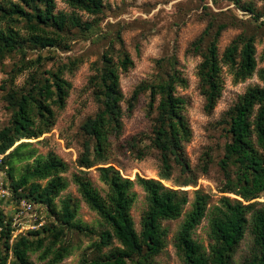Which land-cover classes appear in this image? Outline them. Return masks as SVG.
Here are the masks:
<instances>
[{
    "label": "trees",
    "instance_id": "trees-1",
    "mask_svg": "<svg viewBox=\"0 0 264 264\" xmlns=\"http://www.w3.org/2000/svg\"><path fill=\"white\" fill-rule=\"evenodd\" d=\"M227 1L256 19L264 16L252 5L243 4L242 0ZM258 1L264 5V0ZM66 3L71 13L57 12L55 0L0 1V23L6 24L0 28V61L12 54L22 57V65L16 66L13 73L16 76L12 79L28 67L41 64L42 57L37 63L26 62L28 49H67V34L76 30L91 32L97 19L105 13L104 0H66ZM85 15L94 20H85ZM20 21L25 23L26 35L12 27ZM226 27L211 23L192 44V53L201 58L198 78L208 114H213L223 96L224 68L235 84L251 79L258 69L253 36L239 35L220 54L218 43ZM78 64L76 60L56 70L36 72L30 76L25 91L10 94L12 117L0 130V152H9L5 160L9 179L16 194L19 189L23 190L21 196L17 194L19 198L26 197L35 205L46 208L53 222L14 239L17 229L13 227V220L0 212V264H34L30 254L42 250L41 259H49V264H60L71 254V246L65 241L70 230L83 234L89 231L95 236L90 228L76 222L77 207L70 199L63 202L61 210L57 209L55 199L69 186L63 177L67 165L59 157L49 154L46 158H36L18 181H12L13 170L10 169L14 160L34 157L30 152L22 153L29 146L23 141L40 140L54 130L57 112L66 109L72 90L65 73L74 72ZM132 67L133 60L128 53L124 52L118 63L106 54L103 67L92 80L99 111L82 126L89 141L83 145L78 160L80 172L74 175L73 181L83 201L99 215L106 229L93 244L95 256L84 258L81 264H157V257L167 247L168 230L163 223L180 219L189 204L187 192L167 188L162 183L172 180L174 167L186 174L191 171L187 147L192 142L193 131L186 114L188 101L178 96V88H187L188 82L174 66L165 80L142 85L126 102L131 111L143 94H149L151 111L156 114L151 149L160 155L161 181L142 178L131 181L108 163L113 139L119 140L124 131L125 97L120 75ZM258 75L264 83V68ZM218 125L229 138L219 164L225 176L221 193L236 199L224 196L220 206L213 209L210 221L212 243L207 249L194 240L193 235L210 211L209 197L195 192L192 210L186 215L175 245L184 264H236L235 257L250 229L253 246L241 264H264V202L259 201L264 199V85L249 87L223 114ZM132 149H139L137 141L133 142ZM138 153L143 155L145 151L138 150ZM210 160L208 156L206 164ZM94 168L108 187L105 197L88 178L89 171ZM136 183L143 188L148 200L140 232L131 214L136 202L133 192ZM190 186H197L196 178L182 183V187ZM105 249L109 250L103 254Z\"/></svg>",
    "mask_w": 264,
    "mask_h": 264
},
{
    "label": "rangeland",
    "instance_id": "rangeland-1",
    "mask_svg": "<svg viewBox=\"0 0 264 264\" xmlns=\"http://www.w3.org/2000/svg\"><path fill=\"white\" fill-rule=\"evenodd\" d=\"M0 1L7 2V0ZM55 2L57 12H72L66 0H55ZM104 3L105 13L97 19L91 32L76 30L66 35L67 49L50 48L43 51L28 49L26 62L37 63L39 57L43 60L39 65L28 67L15 79H12L16 76L13 73L16 66L22 65L21 55L12 54L0 61V130L9 124L12 117V112L9 110L10 94L13 91H25L31 75L50 69L56 70L59 66L69 65L76 60L79 62L74 72L65 73V78L72 84L66 109L57 112V124L50 134L40 140L23 141L29 143V146L23 149L22 153L30 152L34 157L12 162L10 167L13 170L12 181H18L27 166L33 164L38 157L46 158L49 154H55L65 162L68 170L63 177L69 186L55 199L57 209L61 210L63 202L70 199L77 207L76 222L90 228L96 237L90 235L89 231L83 234L70 230L65 241L71 246V254L60 264H81L84 258L94 257L93 244L106 227L99 215L83 201L73 181L74 175L80 172L78 160L83 152V145L89 141L82 126L99 111L92 80L103 67L106 54L111 55L117 63L124 52L131 56L133 67L128 72H121L120 75L121 90L125 97L122 118L124 131L119 140L113 139L108 163L120 171L123 178L131 181L136 182L138 178L161 181L160 155L151 149L150 138L156 114L151 111L149 94H143L131 111L126 102L142 85L156 84L165 80L174 66L188 82L187 88H178V96L188 101L186 114L193 131L192 142L187 147L191 171L186 174L180 168L174 167L172 180L162 183L167 188L187 192L189 204L180 219L163 223L168 230L167 247L156 261L157 264H184L176 248L175 238L186 215L192 210L195 192L200 191L209 197L210 211L193 235L194 240L207 249L212 243L210 221L213 209L220 206L221 198L224 196L236 199L233 195L221 193L225 176L219 164L224 157V147L229 138L218 122L249 87L264 85L258 75V72L264 68V16L256 19L227 0H104ZM242 3L252 5L264 15V5L258 0H242ZM83 18L94 20L86 15ZM211 23L227 26L219 39L220 54H223L239 35L253 36L256 40L258 69L251 79L235 84L232 75L227 68H224L223 96L213 114H208L198 78L201 58L192 53V44L201 37ZM5 26L6 24L0 23V28ZM24 26L25 23L20 21L12 27L19 30L22 35H26ZM134 141H137L139 149H132ZM138 150L145 153L139 155ZM208 156L211 160L206 164ZM88 178L105 197L108 187L101 181L100 173L96 168L89 171ZM190 178L197 179V186L182 187V183ZM133 192L136 194V202L131 214L135 227L140 232L143 215L148 209L147 194L137 183ZM259 201L264 202V199ZM0 212L6 218L13 220L16 214V202L0 200ZM36 212L37 221L25 220L23 225L17 227L23 230L22 234L31 231L30 227L41 220L44 223L53 222L46 208L36 205ZM17 235H21V232L18 231L14 239ZM253 241L254 237L249 229L235 257L236 264H241L248 256ZM108 250L105 249L103 254ZM43 251L31 253L30 260L34 264H49V259H41Z\"/></svg>",
    "mask_w": 264,
    "mask_h": 264
},
{
    "label": "built area",
    "instance_id": "built-area-1",
    "mask_svg": "<svg viewBox=\"0 0 264 264\" xmlns=\"http://www.w3.org/2000/svg\"><path fill=\"white\" fill-rule=\"evenodd\" d=\"M8 154L9 152L6 154L0 152V200H13L16 202V214L13 219V227L17 229L16 233L20 231L22 234L23 230H19L17 228L18 226L23 225L25 220H29L28 222H31L32 220L37 221L36 205L26 197L19 198L17 194L21 196L23 190L19 189L16 194L15 189L12 187L8 173L9 168L5 165V160ZM44 224V221L41 220L35 226L30 227L31 231L42 227Z\"/></svg>",
    "mask_w": 264,
    "mask_h": 264
}]
</instances>
